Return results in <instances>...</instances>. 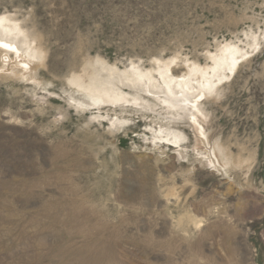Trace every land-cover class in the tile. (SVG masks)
Returning <instances> with one entry per match:
<instances>
[{"label":"rangeland","instance_id":"rangeland-1","mask_svg":"<svg viewBox=\"0 0 264 264\" xmlns=\"http://www.w3.org/2000/svg\"><path fill=\"white\" fill-rule=\"evenodd\" d=\"M0 19L19 46L0 43V264H264V0H0ZM161 71L203 86L195 116L122 82ZM93 78L107 93L73 82Z\"/></svg>","mask_w":264,"mask_h":264},{"label":"bare ground","instance_id":"bare-ground-1","mask_svg":"<svg viewBox=\"0 0 264 264\" xmlns=\"http://www.w3.org/2000/svg\"><path fill=\"white\" fill-rule=\"evenodd\" d=\"M0 43H3L2 45L6 48L7 44L13 43L15 45L16 50L19 49L18 43L13 37L12 33L10 31H7L3 27V25H0ZM217 63L219 62H216V64ZM160 75L165 86L163 89L162 87H157L153 83V79L150 74H138L134 76L126 75L124 79H122V82L127 84L136 83L135 86L140 88L141 83H139V80L141 81L143 78H146L151 83L145 87H142L141 89L150 92L151 94L157 97L160 107L164 110L163 113L168 115V118L171 121L184 119L187 116H195L194 110L198 109L197 98H201V96L204 95L205 92L203 86L198 83V80H191L190 78H188L184 81H175L171 77L167 76L164 71H161ZM73 82L79 87H84L88 90H92L93 93H107V88L105 86H101L102 84L100 83V81L95 78L85 83L75 79L73 80ZM112 96L113 100L118 99L115 94H113ZM191 102H194L193 107L188 106V103ZM166 140L169 139L166 138Z\"/></svg>","mask_w":264,"mask_h":264}]
</instances>
